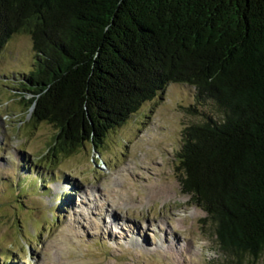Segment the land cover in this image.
<instances>
[{"label": "trees", "instance_id": "16d2710c", "mask_svg": "<svg viewBox=\"0 0 264 264\" xmlns=\"http://www.w3.org/2000/svg\"><path fill=\"white\" fill-rule=\"evenodd\" d=\"M15 32L35 58L13 90L54 128L52 155L99 153L168 83L210 101L180 132V190L220 250L264 264V0H0V49Z\"/></svg>", "mask_w": 264, "mask_h": 264}, {"label": "rangeland", "instance_id": "374dc122", "mask_svg": "<svg viewBox=\"0 0 264 264\" xmlns=\"http://www.w3.org/2000/svg\"><path fill=\"white\" fill-rule=\"evenodd\" d=\"M34 58L23 32L0 49V264H261L220 250L213 224L180 190V132L216 117L210 101L194 104L193 86L168 83L108 130L99 153L85 142L52 155L54 128L33 123L13 90ZM150 181L171 197L147 202ZM135 236L143 250L130 242Z\"/></svg>", "mask_w": 264, "mask_h": 264}, {"label": "bare ground", "instance_id": "6f19581e", "mask_svg": "<svg viewBox=\"0 0 264 264\" xmlns=\"http://www.w3.org/2000/svg\"><path fill=\"white\" fill-rule=\"evenodd\" d=\"M134 173V172H133ZM145 192H146V199L147 202L151 201V200H157L160 199L161 201H165L168 200L171 196H170V188L168 186H166L165 184H161L160 182L157 181H150L145 185ZM172 188V187H171ZM112 189L110 188V191ZM86 193V192H85ZM87 195V194H86ZM133 200V199H132ZM113 203V202H112ZM114 205V204H113ZM182 217V216H181ZM174 215L171 216L170 219H173ZM184 219V218H182ZM152 227V226H151ZM139 232V231H138ZM70 233V232H69ZM140 233V232H139ZM176 233V232H174ZM141 236V233H140ZM142 237V236H141ZM141 237H137L135 236L134 238H132L130 242H132V244H134L135 247L142 249L144 245V240ZM159 247H156V249H158ZM173 248V244H168L166 246V250L164 249L163 253L164 254H168L167 250L168 249H172ZM143 250V249H142ZM148 250V249H147ZM154 251V250H153ZM172 254V253H170ZM46 264H52V262H48ZM107 264V263H106Z\"/></svg>", "mask_w": 264, "mask_h": 264}]
</instances>
